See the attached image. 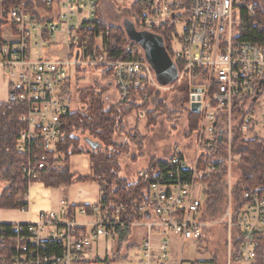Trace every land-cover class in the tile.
<instances>
[{
  "label": "built area",
  "instance_id": "2783aa9c",
  "mask_svg": "<svg viewBox=\"0 0 264 264\" xmlns=\"http://www.w3.org/2000/svg\"><path fill=\"white\" fill-rule=\"evenodd\" d=\"M97 6L96 0H0V24L9 28L0 47V69L10 96L24 109L18 119L24 129L15 150L25 158L22 174L27 181L41 183L40 175L63 159L56 148L63 119L73 114L70 95L76 69H109L117 103L124 105L144 84L161 88L139 45L129 42L126 61L106 60L105 33L91 34L100 22ZM240 11L250 21L255 17L251 0H159L154 5L135 28L148 33L164 26L175 29L170 49L178 75L172 85L188 84V111L198 118L194 155L187 158L174 148L169 158L159 160L162 167L138 171L136 181L147 186L141 202L69 207L61 201L59 211H41L33 222L0 224V264H106L93 252L94 245L100 239L118 241L119 231L135 228L145 229L140 264H166L169 259V242L162 239L154 246V233L181 243L199 242L203 228L199 176L215 171L214 166H205L203 153L225 139L230 168L232 132L245 140L252 138V132L257 134L255 112L248 110L258 105L264 90V42L237 40ZM57 52L63 54L56 56ZM193 103L199 104L197 111L190 110ZM234 110L241 114L238 118ZM135 114L145 117L143 110ZM243 199L236 222L231 220L230 205L223 217L227 264H252L256 241L264 233V197L245 192ZM131 214L138 219L122 220ZM78 216L86 222L78 223ZM235 229L241 244L234 253ZM53 246L60 252H47Z\"/></svg>",
  "mask_w": 264,
  "mask_h": 264
},
{
  "label": "trees",
  "instance_id": "16d2710c",
  "mask_svg": "<svg viewBox=\"0 0 264 264\" xmlns=\"http://www.w3.org/2000/svg\"><path fill=\"white\" fill-rule=\"evenodd\" d=\"M96 1L98 4V0ZM158 1L138 0L133 4L131 13L134 26H138L139 22L144 19L147 13L151 12ZM251 2L255 7V17L250 21L244 11L239 12L237 40L263 43L264 16L260 0H251ZM106 29L108 30V37L104 38L107 53L106 60H128L129 56L126 54V48L131 41L128 40L125 30L114 26L105 27L99 22V25L94 31H91V34L96 37L99 32L105 33ZM174 31L173 26H164L153 32L162 39L170 58L172 57L170 49L171 34ZM2 44L0 31V47ZM94 44L95 41L89 44L90 55L88 57H91L93 53ZM100 54V52H97V55ZM78 70L81 71V69ZM105 74L109 77L111 71L109 69L105 70ZM175 89L184 103L188 97L187 82H181ZM102 93L101 90L98 91L99 95H93L92 91L80 92V98L86 100L85 104L88 103L87 110L85 114L78 115V111H76L63 119L62 137L57 145L56 152L57 155L64 156L65 159H57L52 162L51 169L40 175V182L46 188H58L69 186L75 182L93 181L100 187L99 204L109 206L118 203L141 202L147 194V186L139 181L127 184L125 180L119 179V160L121 156L128 152L130 144L141 150L144 140L137 130L131 133L126 132L125 120L139 110L146 111L150 104H153L155 109L152 112L147 111L148 115L153 114L154 116L156 112L165 114L166 111L159 107L160 102L157 101L159 92L153 86L144 84L141 88L133 90L128 103L125 105L120 103L113 106L104 105L101 99ZM256 107L257 104L254 103L250 106L248 113L253 114ZM23 111L24 109L14 102L12 96L6 102L0 101V182L5 184L0 193L1 210L20 211L26 209L28 207L26 201L27 189L29 184L34 183L23 177L22 167L25 158L18 155L15 150V142L24 129V126L18 121ZM240 115L237 110H234V117L238 118ZM190 119V130L193 132L196 130L198 123L197 115L191 114ZM76 132L79 135H74ZM121 134L125 135V141L117 144L113 137ZM78 136H84L79 139L82 142V145L79 146L76 144ZM83 147L86 150H83ZM77 154L89 156L92 177L85 178L70 174L64 163L70 156ZM202 156L206 159L205 166L212 165L215 167V171L206 176L200 173L199 176V183L203 187L199 221L203 224V228H206L204 226L207 223L221 220L226 230L227 223L223 217L228 205H230L231 220L236 222L241 209L245 205L243 199L245 192L264 197V139L252 132V138L245 140L241 134L233 131L230 142V168H228V151L225 139L218 141L213 149L205 151ZM153 165L154 167L161 166L159 160H154ZM229 173L230 184L228 181ZM127 218L136 220L138 216L135 214L122 216V220ZM129 232L130 229L119 231L118 250L128 243ZM201 241L202 237L199 242ZM256 243V257L252 264H264V233L260 235ZM240 244L239 232L235 229L232 243L234 253ZM47 252L59 253L60 250L58 246H53ZM116 255L112 258V262H118L117 259L120 260Z\"/></svg>",
  "mask_w": 264,
  "mask_h": 264
},
{
  "label": "rangeland",
  "instance_id": "374dc122",
  "mask_svg": "<svg viewBox=\"0 0 264 264\" xmlns=\"http://www.w3.org/2000/svg\"><path fill=\"white\" fill-rule=\"evenodd\" d=\"M137 1L138 0H98L97 14L101 24L105 27L114 26L122 30H126V27L129 24L136 30L133 24L131 8ZM260 6L264 16V0H260ZM8 30L9 28L7 26H2L0 28L1 38H8ZM105 35V38L108 37V30L105 31ZM59 38L60 35H56V39ZM58 48H60V46H58ZM177 49L178 46L174 45V50ZM58 53L63 54V52H57L56 55H58ZM81 71L79 78H82L83 81L81 80V82L76 85V90L72 87L71 91V112L78 111V115H80L85 114L87 110L88 103L85 104L86 100L80 98V92L85 93L92 91L93 95H99L98 91L101 90L103 91L101 99L104 105L113 106L117 104V101H114L109 96L110 90L105 86V81L109 80V77L105 73L104 76L102 75V78H99L98 72H93L94 70L92 69L84 68L81 69ZM4 78L5 77H1L0 75V94L1 96H4L7 101L10 96L8 83L6 78ZM154 78L158 85L159 81L156 79L155 75ZM177 85L179 84L170 85L164 88H158L157 86V88L154 87V89L159 92L157 100L160 102L159 107L166 111L165 114L156 112L154 116L153 114L148 115L147 111L152 112L155 109V106L150 104L146 111L143 110L145 112L144 118H138L136 114H133L125 120L126 132L131 133L134 130H137L139 135L144 139L141 150H139L137 146L130 144L128 152L122 155L119 160V179L125 180L127 184L136 181L137 172L141 169L154 167V160H164L169 158L173 153L174 148L180 149L187 158H191L194 155L196 130L193 132L190 130L191 114L188 111L189 90L188 97L183 103V101H181V96L175 89ZM254 124L258 137L264 139V90L263 94L260 96L254 114ZM74 135L79 134L76 132ZM124 136V134L115 135L113 140L117 144L123 143L125 141ZM82 137L84 136H78V140L76 141L78 146L82 145V142L79 141ZM83 150H86V148L83 147ZM63 159H65L64 156ZM228 181L230 184V173ZM4 186L5 184L0 182V193ZM58 194V191H53V204L56 203ZM19 219H21V216H19L18 213H13L8 215L7 218L0 216V223L16 224ZM204 227L206 228H202V241L195 244L189 241L181 243L174 237H170L169 239L166 237L165 239L170 244V255L166 264H227V229L225 230V226L222 224L221 220L210 224L207 223ZM129 243H131V240ZM102 244L103 243H100L98 253L95 251L99 257H104ZM115 245L116 247H114L113 251H115L117 254L116 257L120 258V260L117 259L118 262L108 261L106 264H139V260L141 259L139 252H129L128 259L122 260L121 256L124 254L123 249L125 247L118 250V242ZM108 259H110V257H108ZM239 264L250 263L243 262Z\"/></svg>",
  "mask_w": 264,
  "mask_h": 264
},
{
  "label": "crops",
  "instance_id": "0c3cea01",
  "mask_svg": "<svg viewBox=\"0 0 264 264\" xmlns=\"http://www.w3.org/2000/svg\"><path fill=\"white\" fill-rule=\"evenodd\" d=\"M56 56H60L59 53ZM93 72H98V77L102 78V75L105 73L104 69L95 68L92 69ZM98 70V71H97ZM80 70L76 69L75 72V83L73 85V89L76 90V85H78L82 78L80 77ZM0 75L3 76V73L0 69ZM4 77V76H3ZM5 79V78H4ZM87 80V79H86ZM85 80V81H86ZM103 84V83H102ZM105 86L108 88L109 96L117 101V93L113 86L112 80L109 77V80L105 81ZM9 91V89H8ZM108 94V93H107ZM72 95V94H71ZM70 95V101H71ZM10 96V92H9ZM0 101H6L4 96L0 94ZM76 112V111H75ZM72 112V113H75ZM66 166L69 169L70 174L81 176V177H92V172L90 169V158L86 154H77L70 156L67 160ZM35 187V188H33ZM56 190L59 192L58 199L55 204L52 203L53 191ZM100 199V187L96 182L87 181V182H75L69 186H60L58 188H46L42 183L34 182L29 184L27 189V197L26 201L28 204L27 211L21 212L19 210H1L0 216L6 217L10 214H19L21 219L18 220V223H27L33 222L36 220V217L41 211H59L61 209L60 202L64 201L69 207H80V206H91L98 204ZM78 223H85L86 220L78 216L76 217ZM1 224V223H0ZM145 235V229L143 228H135L130 230L128 234V243L124 246V254L121 256L122 260L128 259L129 252L137 251L139 252V245ZM168 238V236H164L163 233H154L152 235V243L154 246H158L162 239ZM169 239V238H168ZM131 240V243L129 241ZM100 243L103 247L104 257H100L102 260L112 262V258L116 255L114 247H116L117 241H105L100 239L93 247V251L98 253ZM95 253L96 255H98ZM140 253V252H139ZM115 254V255H114ZM109 255V256H108ZM169 255H170V244H169ZM99 257V255H98ZM110 257V259H108ZM141 259L139 260L140 264ZM167 262V261H166Z\"/></svg>",
  "mask_w": 264,
  "mask_h": 264
},
{
  "label": "water",
  "instance_id": "95a60500",
  "mask_svg": "<svg viewBox=\"0 0 264 264\" xmlns=\"http://www.w3.org/2000/svg\"><path fill=\"white\" fill-rule=\"evenodd\" d=\"M125 33L129 41L136 43L144 51L145 59L159 81L158 86L164 88L172 85L177 79L178 72L165 49L162 39L153 33L136 31L129 24ZM75 59L78 60V54ZM191 100H194V97ZM198 109L199 104L193 103L191 110L197 111Z\"/></svg>",
  "mask_w": 264,
  "mask_h": 264
}]
</instances>
